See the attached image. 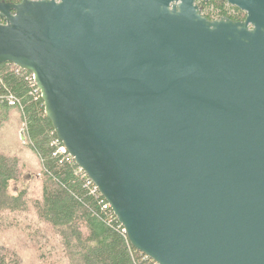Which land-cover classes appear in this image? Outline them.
<instances>
[{"label":"water","instance_id":"95a60500","mask_svg":"<svg viewBox=\"0 0 264 264\" xmlns=\"http://www.w3.org/2000/svg\"><path fill=\"white\" fill-rule=\"evenodd\" d=\"M0 1V64L158 264H264V0ZM22 139L25 138L23 133Z\"/></svg>","mask_w":264,"mask_h":264},{"label":"trees","instance_id":"16d2710c","mask_svg":"<svg viewBox=\"0 0 264 264\" xmlns=\"http://www.w3.org/2000/svg\"><path fill=\"white\" fill-rule=\"evenodd\" d=\"M211 2L216 16L231 10L233 20L246 18L226 0ZM31 74L12 63L0 64V232L8 233L0 264H36L56 252L61 253L59 264H154L132 246L123 224L112 208H105V198L92 192L76 162L57 152L58 136ZM14 235L27 243L11 247Z\"/></svg>","mask_w":264,"mask_h":264},{"label":"rangeland","instance_id":"374dc122","mask_svg":"<svg viewBox=\"0 0 264 264\" xmlns=\"http://www.w3.org/2000/svg\"><path fill=\"white\" fill-rule=\"evenodd\" d=\"M201 1L202 0H197V3L199 4V3H201ZM206 12H210V13H212V10L211 9H206L205 10ZM230 12L232 13V11L230 10ZM21 135V134H20ZM22 138V137H21ZM32 159H30V158H28V160L27 161H29V163L30 164H33L32 163V161H31ZM33 167H36V165H33ZM13 187H16L14 184L12 185V187L11 188H13ZM38 194H39V188L38 187H32V195H33V198H37V196H38ZM5 234H8V233H5L4 231L3 232H0V246H4V244H5V241L4 240H6V238L8 237L7 235H5ZM20 238H19V236L18 235H14L13 236V239L11 240V243L10 244H8V245H15V244H17L18 243V245H23L24 243H27V241L26 240H19ZM21 242V243H20ZM56 246L58 245L56 242L54 243ZM8 245H7V248H8ZM11 246V247H12ZM21 249V248H20ZM58 250V249H57ZM57 250H55V251H57ZM21 251V250H20ZM59 251V250H58ZM48 260H51L53 263L52 264H59L62 260H61V253H59V252H56V253H54L53 255H52V257L50 258V259H47V260H41V261H39L38 263H36V264H51L50 263V261L48 262ZM30 264V263H29Z\"/></svg>","mask_w":264,"mask_h":264},{"label":"built area","instance_id":"2783aa9c","mask_svg":"<svg viewBox=\"0 0 264 264\" xmlns=\"http://www.w3.org/2000/svg\"><path fill=\"white\" fill-rule=\"evenodd\" d=\"M18 67V66H17ZM19 69H21L20 67H18ZM24 70V69H23ZM27 71V70H26ZM32 73V72H31ZM32 82H33V87L36 88V91H39L40 92V89L38 88L36 82L35 81V78H34V75L33 73L31 74V76L29 77ZM41 93V92H40ZM39 93V94H40ZM16 101L11 97L10 98V104L11 105H15ZM57 142V152L62 154L64 156V159L67 160L68 162H76L74 160V156L67 150L66 147H64L65 145L63 144V142L58 138L56 140ZM80 167V166H79ZM80 172H84V170L82 168H80ZM86 174V172H84ZM87 175V174H86ZM88 176V175H87ZM87 185L89 186H92V192L97 193V195L99 196H102L101 192L99 191L98 187L94 184L93 180L88 176V181H87ZM106 203H105V208L109 209L111 208L110 204L107 202V200L105 199ZM147 256V255H146ZM148 258H150L149 256H147ZM151 260H153L152 258H150ZM154 264H158L157 262H155L153 260Z\"/></svg>","mask_w":264,"mask_h":264},{"label":"flooded vegetation","instance_id":"af4514ba","mask_svg":"<svg viewBox=\"0 0 264 264\" xmlns=\"http://www.w3.org/2000/svg\"><path fill=\"white\" fill-rule=\"evenodd\" d=\"M203 1V2H202ZM201 3H199V6L201 7L200 9L202 10V14L204 16H206L207 18H209L210 20H215V19H219V18H222V17H229L230 19H233V16L235 14L231 13V12H228L227 14H224V13H218V15L216 16V12H214V10H212V7H214V5L212 4L211 0H202ZM231 4H229L227 2V6L230 7ZM232 6V5H231ZM233 7V6H232ZM206 9H211L212 10V13L210 12H206L205 10ZM210 13V14H209ZM208 15H211V17H208Z\"/></svg>","mask_w":264,"mask_h":264}]
</instances>
